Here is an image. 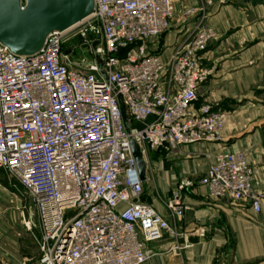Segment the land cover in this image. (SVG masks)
<instances>
[{"label": "built area", "instance_id": "1", "mask_svg": "<svg viewBox=\"0 0 264 264\" xmlns=\"http://www.w3.org/2000/svg\"><path fill=\"white\" fill-rule=\"evenodd\" d=\"M93 3L86 21L50 35L35 55L0 46V171L26 200L21 215L39 232V264H143L164 234L170 250L187 249L205 236L176 228L179 194L195 185L259 214L264 193L252 189L241 153H219L202 178L181 181L163 202L167 219L141 199L136 152L221 141L230 112L194 107L214 35L202 16L164 61L150 46L168 32L173 0Z\"/></svg>", "mask_w": 264, "mask_h": 264}, {"label": "crops", "instance_id": "2", "mask_svg": "<svg viewBox=\"0 0 264 264\" xmlns=\"http://www.w3.org/2000/svg\"><path fill=\"white\" fill-rule=\"evenodd\" d=\"M191 9L195 13L186 15ZM202 16L214 35L201 57L202 66L211 74L199 86L194 107L208 104L214 110L229 111L231 118L219 143L150 153H165L169 161L166 165L165 159L155 161L149 170L158 198L147 203L165 219L169 212L163 202L171 199L176 186L183 180L202 178L219 153L243 154L252 170V189L264 193V1L173 0V16L164 41L161 47L153 43L150 49H159L166 61ZM150 178L145 176L143 188ZM12 185L0 180V211L7 213V219L0 222V264H39L37 228H25L27 214L19 213L14 220L8 212L10 203L5 193L16 198L17 210L27 204L20 188ZM179 196L183 216L176 223L177 230L192 233L203 228L204 238L191 237L187 249L172 251V243L164 234L151 245L153 255L143 264H264V202L261 212L255 214L248 205L209 199L205 187L198 185ZM33 223L36 226L35 218Z\"/></svg>", "mask_w": 264, "mask_h": 264}, {"label": "water", "instance_id": "3", "mask_svg": "<svg viewBox=\"0 0 264 264\" xmlns=\"http://www.w3.org/2000/svg\"><path fill=\"white\" fill-rule=\"evenodd\" d=\"M93 9V0H0V46L14 56L35 55L50 35L86 21Z\"/></svg>", "mask_w": 264, "mask_h": 264}, {"label": "rangeland", "instance_id": "4", "mask_svg": "<svg viewBox=\"0 0 264 264\" xmlns=\"http://www.w3.org/2000/svg\"><path fill=\"white\" fill-rule=\"evenodd\" d=\"M262 1H264V0H262ZM165 35H166V33L164 35H162L161 37L157 38L156 40H154V44L155 45L157 44L158 46L160 45V47H161V45H162V43L164 41V36ZM136 156H138V158L140 159V161L143 164V167L145 169V171H144L143 174L145 176L146 175L149 176V178H150V171H149L150 170V167L153 166L156 163L155 161H158V160L161 161V160L167 158V155L165 153L164 154H155V155H151L150 153H148L146 156H144V155H141V152L140 151L138 152V154L136 152ZM170 157H172V155ZM166 162H169V161H166V159H165V161H164V164L165 165H166ZM3 179L7 180V175L4 174V173L0 174V180H3ZM2 187L3 186H0V189ZM143 190H144L143 191L144 193H143L142 198H141L143 201H146V202L149 203L151 201V198L153 200L156 199L155 197L158 198V196L156 194V191H155V188L153 186V182H152L151 178H150L149 184L146 185L143 188ZM10 193H12V192H10ZM5 195L8 197L7 199L9 201V203H10L9 204L10 205V208H9V211L8 212H10V213L13 214L14 220H18V215L17 214L20 213V215H21L22 208H19V210H17L16 208L18 207V204L15 203V202H17L16 198H14L13 196H10V195H8L6 193H5ZM0 197H1V194H0ZM0 207H1V201H0ZM15 210H17V211H15ZM4 218L7 219V213L4 214V213H2V211H0V222H2L4 220Z\"/></svg>", "mask_w": 264, "mask_h": 264}, {"label": "trees", "instance_id": "5", "mask_svg": "<svg viewBox=\"0 0 264 264\" xmlns=\"http://www.w3.org/2000/svg\"><path fill=\"white\" fill-rule=\"evenodd\" d=\"M132 126H133L134 128H141V127H142V126L139 125V124H132Z\"/></svg>", "mask_w": 264, "mask_h": 264}]
</instances>
